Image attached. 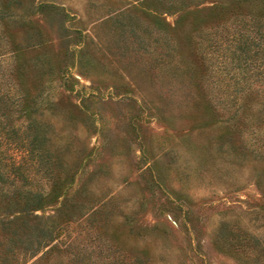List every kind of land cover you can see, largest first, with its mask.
I'll return each instance as SVG.
<instances>
[{
	"label": "rangeland",
	"instance_id": "obj_1",
	"mask_svg": "<svg viewBox=\"0 0 264 264\" xmlns=\"http://www.w3.org/2000/svg\"><path fill=\"white\" fill-rule=\"evenodd\" d=\"M221 1L0 0L9 2L0 20L1 69L13 62L3 35L16 48L41 43L31 53L44 83L39 100L58 108L42 106L34 117L65 178L33 213L48 224L64 221L65 197L77 195L85 207L65 221L75 228L72 254L92 247L96 254L109 238L140 252L146 264H264V188L256 182L264 172V127L256 128L257 110L244 111L242 152L220 145L248 86L264 88V72L255 67L237 82L243 68L239 51L225 46V29L194 35L206 67L187 39L190 18L183 30L168 28L179 15ZM211 35L214 50L206 45ZM200 85L216 112L203 97L195 109ZM98 222L104 234L92 230ZM130 225L139 231L129 233ZM40 254L37 264H51Z\"/></svg>",
	"mask_w": 264,
	"mask_h": 264
},
{
	"label": "trees",
	"instance_id": "obj_2",
	"mask_svg": "<svg viewBox=\"0 0 264 264\" xmlns=\"http://www.w3.org/2000/svg\"><path fill=\"white\" fill-rule=\"evenodd\" d=\"M8 4L9 2H0V20L4 19L2 6L6 7ZM162 5L166 4L162 2ZM186 17L190 18V23L193 24L190 30L192 36L187 39H190L191 49L199 56L203 66L207 67L206 59L200 50V42L194 39V35L205 31L209 37L212 30L220 28L227 32L225 46H233L239 51L236 55L234 49L233 53L236 55L238 67L243 68V74L237 82L245 79L246 72L255 67H260V73L263 75L264 0H223L211 3L179 15L174 25L168 28L183 30V20ZM155 24L158 28H164L158 21ZM3 36L4 41L10 45L9 52L13 62L7 70L0 67V264H37L38 259L34 257L40 250L39 257L45 262L50 261L51 264H146L147 259L140 252H128L118 242L107 237V244L95 246L99 247L96 254L94 247L88 254L82 253V256L72 254L69 249L73 245L75 228L66 226L65 221L85 207L76 194L68 199L65 197L64 204L67 200L70 202V211L65 214L64 221L48 224L44 220L41 221L42 215L33 213L42 208L44 202H49L56 196L55 190L62 178H65L60 157L54 155L48 147L47 129L34 117L40 107L57 109L58 103L39 100L44 83L38 71L34 69L36 62L32 60L31 53L37 50L41 43L23 49L16 48L14 39L9 34ZM211 37L207 38L206 45L208 49L214 50L216 44ZM259 85L257 84L256 89L248 86L240 112L235 113L227 120L228 123L224 124L223 129L226 132L220 136V145L224 143L234 151L242 152L240 146L245 145L242 132L248 123L245 116L248 110H257L256 128L263 129L264 101L258 96L264 88ZM198 89L202 94L194 102L195 109L201 110L200 100L203 97V100H208L212 111L216 112L217 108L207 96L204 86L200 85ZM70 108L76 109L77 105L70 103ZM260 155L264 163V151L260 152ZM256 182L264 188V172L258 174ZM45 184H49L47 191L43 190ZM64 189L66 187H63ZM261 194L264 196V190ZM127 228L128 232L133 234L140 229L135 225ZM92 230L99 235L105 233L103 223L100 222L96 223ZM71 236H74L72 240ZM231 246L236 250L240 249V246ZM259 251L264 256V247Z\"/></svg>",
	"mask_w": 264,
	"mask_h": 264
}]
</instances>
